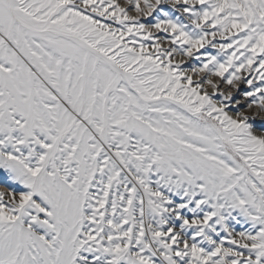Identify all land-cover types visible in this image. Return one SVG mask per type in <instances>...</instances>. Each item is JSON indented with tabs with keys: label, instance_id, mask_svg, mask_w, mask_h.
Instances as JSON below:
<instances>
[{
	"label": "snow or ice",
	"instance_id": "obj_1",
	"mask_svg": "<svg viewBox=\"0 0 264 264\" xmlns=\"http://www.w3.org/2000/svg\"><path fill=\"white\" fill-rule=\"evenodd\" d=\"M261 113L264 0H0V264H264Z\"/></svg>",
	"mask_w": 264,
	"mask_h": 264
},
{
	"label": "rangeland",
	"instance_id": "obj_2",
	"mask_svg": "<svg viewBox=\"0 0 264 264\" xmlns=\"http://www.w3.org/2000/svg\"><path fill=\"white\" fill-rule=\"evenodd\" d=\"M118 2H120L122 5L124 4L125 0H118ZM130 12H132V14H134V11L130 9ZM127 39V38H126ZM177 59H180L179 57H177ZM195 79V77H194ZM245 90L244 87L242 86V91ZM237 95L239 96V93H237ZM255 111V109L253 110H248V115L249 116H252L253 115V112ZM259 117H264V113H261L260 116H258L254 121L253 123L256 125L257 128L260 127V122H261V118ZM245 227H247V225H245ZM237 230H240V226L238 225L237 226Z\"/></svg>",
	"mask_w": 264,
	"mask_h": 264
},
{
	"label": "bare ground",
	"instance_id": "obj_3",
	"mask_svg": "<svg viewBox=\"0 0 264 264\" xmlns=\"http://www.w3.org/2000/svg\"><path fill=\"white\" fill-rule=\"evenodd\" d=\"M259 118H261V117H259Z\"/></svg>",
	"mask_w": 264,
	"mask_h": 264
}]
</instances>
